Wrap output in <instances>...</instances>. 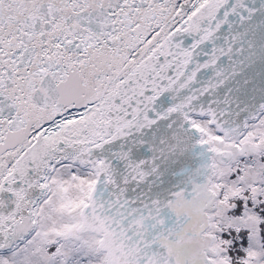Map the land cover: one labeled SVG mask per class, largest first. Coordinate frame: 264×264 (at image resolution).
<instances>
[{
	"label": "snow or ice",
	"instance_id": "6c2138e0",
	"mask_svg": "<svg viewBox=\"0 0 264 264\" xmlns=\"http://www.w3.org/2000/svg\"><path fill=\"white\" fill-rule=\"evenodd\" d=\"M0 264H264V0H0Z\"/></svg>",
	"mask_w": 264,
	"mask_h": 264
}]
</instances>
